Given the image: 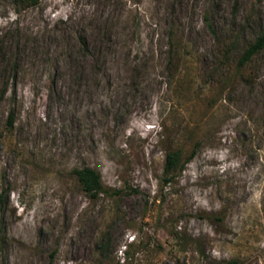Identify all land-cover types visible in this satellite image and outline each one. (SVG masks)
Instances as JSON below:
<instances>
[{"label": "rangeland", "instance_id": "obj_1", "mask_svg": "<svg viewBox=\"0 0 264 264\" xmlns=\"http://www.w3.org/2000/svg\"><path fill=\"white\" fill-rule=\"evenodd\" d=\"M261 33L264 0H0V264H264Z\"/></svg>", "mask_w": 264, "mask_h": 264}, {"label": "trees", "instance_id": "obj_2", "mask_svg": "<svg viewBox=\"0 0 264 264\" xmlns=\"http://www.w3.org/2000/svg\"><path fill=\"white\" fill-rule=\"evenodd\" d=\"M20 3L34 4L37 0H16ZM264 48V33L258 35L252 42H250L242 51L237 65L241 66L246 63L254 54ZM12 115L8 116V123L11 125ZM194 151L192 150L185 159H181V152L179 149H165L164 150V163H163V177L162 181L164 183L168 182L171 179V176L174 172L181 170L185 162L193 155ZM73 174L75 175L77 182L84 192H86L91 198H95L100 193H106L108 189L102 185L99 174L94 169L83 166L81 168L73 169ZM193 240L188 236L179 237L176 245L182 249L181 246H186L192 243ZM108 241H101L100 249L105 250L107 248ZM129 244L125 245L124 252H127ZM196 251L202 254L201 248L196 243L193 247ZM179 249V248H178ZM229 264H235L234 261H229Z\"/></svg>", "mask_w": 264, "mask_h": 264}]
</instances>
